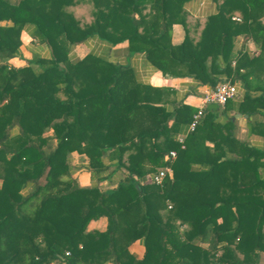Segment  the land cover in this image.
I'll return each mask as SVG.
<instances>
[{
	"label": "trees",
	"instance_id": "trees-1",
	"mask_svg": "<svg viewBox=\"0 0 264 264\" xmlns=\"http://www.w3.org/2000/svg\"><path fill=\"white\" fill-rule=\"evenodd\" d=\"M187 1L0 0V22H9L0 24V264L259 263L264 145L239 140L232 117L246 115L248 135L264 138V0H214L202 24ZM174 24L185 31L179 44ZM22 31L49 55L14 67L7 60ZM240 34L257 54L234 51ZM91 37L127 41L163 74L211 88L240 80L243 97L206 108L187 131L196 108L171 89L92 53L70 57ZM73 151L88 159L89 187L71 177ZM166 166L161 184L146 181ZM118 170L126 176L101 189ZM101 217L105 227L88 230ZM140 239L136 258L130 246Z\"/></svg>",
	"mask_w": 264,
	"mask_h": 264
},
{
	"label": "crops",
	"instance_id": "crops-1",
	"mask_svg": "<svg viewBox=\"0 0 264 264\" xmlns=\"http://www.w3.org/2000/svg\"><path fill=\"white\" fill-rule=\"evenodd\" d=\"M185 9L191 18L199 19V22L202 24L204 18L215 13L217 8L214 0H189L185 3ZM7 23L9 22H0L1 25ZM184 35L185 31L182 25L174 24L172 26L171 42L173 44H179L183 40ZM238 39H241V46L237 49L236 43ZM21 40L22 44L19 48V54L7 60L10 65L14 67L24 66L34 54H40L43 57H47L49 55V51L46 46L43 44H37L26 31L21 32ZM238 50L247 52L251 55L257 54L259 51L253 40L251 38L246 39L243 34L238 35L235 41L234 51L236 52ZM88 53L104 57L121 65L130 66L134 71L137 80L153 86L167 87L174 92L173 99L175 102L189 104L195 108L198 104V98L210 88L208 85L201 84L193 77H173L171 75L163 74L147 60L145 53L137 52L129 54L127 41L116 45H109L96 37H91L86 39L84 42L73 45L70 49L69 55L71 58L77 59L84 57ZM237 81H239L243 86L240 80ZM243 94L236 100H241ZM172 106L173 105L171 104L167 105L168 108H172ZM246 118L247 116L243 114L240 118H235L237 119L238 125L236 129V137L241 141H248L250 145H253L254 147H263V137L258 135H248ZM46 134L51 135L52 131L49 130ZM184 135L185 133L178 134L176 135V138ZM67 162L69 164L71 177L76 181L79 187H89L92 185L93 181L91 180V174L87 168L88 159L84 154H79L75 151L70 152L67 156ZM124 176H126V172L124 170L115 171L110 180L101 181L98 185L103 190L113 188L119 180L124 178ZM105 225L106 220L101 217L98 220L90 221L87 228L88 230L89 227L90 229H103ZM130 251L136 258H141L144 252L143 241L140 239L133 242L130 246ZM258 264H264V254L261 256Z\"/></svg>",
	"mask_w": 264,
	"mask_h": 264
},
{
	"label": "built area",
	"instance_id": "built-area-1",
	"mask_svg": "<svg viewBox=\"0 0 264 264\" xmlns=\"http://www.w3.org/2000/svg\"><path fill=\"white\" fill-rule=\"evenodd\" d=\"M233 19L239 21L238 17H233ZM243 86L237 82L232 81L228 78H223L219 81L214 88H209L203 93L202 96L198 98V104L196 105V113L193 115L192 121L189 124L188 131L192 130L198 120L203 115L204 110L209 104H217L223 107L225 103L229 100L238 99L243 94ZM184 136L177 137V140L182 143ZM175 157V152L170 151L166 158L173 159ZM172 172L170 166H166L160 169L158 172L151 174L147 177V181L153 182L155 184H161L162 179L165 175ZM47 264H55L53 262Z\"/></svg>",
	"mask_w": 264,
	"mask_h": 264
},
{
	"label": "water",
	"instance_id": "water-1",
	"mask_svg": "<svg viewBox=\"0 0 264 264\" xmlns=\"http://www.w3.org/2000/svg\"><path fill=\"white\" fill-rule=\"evenodd\" d=\"M207 108L208 109H217L218 108V105L217 104H209L208 106H207ZM242 116V114L241 113H235L234 115H233V119H235V118H240Z\"/></svg>",
	"mask_w": 264,
	"mask_h": 264
},
{
	"label": "rangeland",
	"instance_id": "rangeland-1",
	"mask_svg": "<svg viewBox=\"0 0 264 264\" xmlns=\"http://www.w3.org/2000/svg\"><path fill=\"white\" fill-rule=\"evenodd\" d=\"M240 42H241V39H238L237 43H236V48L238 49L241 45H240ZM239 82V81H237ZM240 83V82H239ZM150 182V181H149ZM106 190V189H105ZM89 230H90V227H89ZM53 263L55 264H63L61 262H57V261H54Z\"/></svg>",
	"mask_w": 264,
	"mask_h": 264
}]
</instances>
